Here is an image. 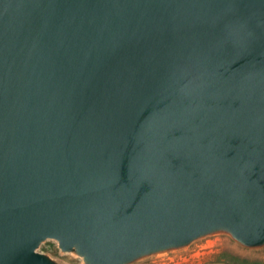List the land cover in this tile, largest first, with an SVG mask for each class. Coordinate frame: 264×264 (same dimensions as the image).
Instances as JSON below:
<instances>
[{
	"label": "water",
	"instance_id": "obj_1",
	"mask_svg": "<svg viewBox=\"0 0 264 264\" xmlns=\"http://www.w3.org/2000/svg\"><path fill=\"white\" fill-rule=\"evenodd\" d=\"M264 247V0H0V264Z\"/></svg>",
	"mask_w": 264,
	"mask_h": 264
},
{
	"label": "rangeland",
	"instance_id": "obj_2",
	"mask_svg": "<svg viewBox=\"0 0 264 264\" xmlns=\"http://www.w3.org/2000/svg\"><path fill=\"white\" fill-rule=\"evenodd\" d=\"M38 251L61 264H83L75 253H63L56 240L44 241ZM132 264H264V247L247 248L226 233L194 241L178 253L155 254Z\"/></svg>",
	"mask_w": 264,
	"mask_h": 264
}]
</instances>
